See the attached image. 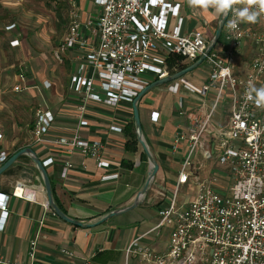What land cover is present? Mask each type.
<instances>
[{
	"label": "built area",
	"instance_id": "1",
	"mask_svg": "<svg viewBox=\"0 0 264 264\" xmlns=\"http://www.w3.org/2000/svg\"><path fill=\"white\" fill-rule=\"evenodd\" d=\"M89 1L94 12L81 20L76 0H69L73 7L62 45L64 50L75 51L77 62L69 82L78 97L76 132L72 137L49 140L54 113L39 107L33 135L35 143H56L68 153L80 150L95 157L100 166H109L101 159L103 143L81 134L89 126L91 102L111 106L132 103L151 82L179 71L169 65L171 58L181 57L185 65L192 64L204 54L211 39L202 30L181 33L182 2L178 0ZM253 10L258 8L253 6ZM171 16L177 19L173 31L168 29ZM259 16L264 19V12ZM232 19L230 11L222 32L228 44L225 54L214 47L202 63L209 67L203 83L196 84L183 75L165 84L178 96L177 114L188 118L173 137V151L183 150L181 168L174 189L158 208L157 224L129 243L125 264H130L133 253L143 264H264V107L246 97L250 85L264 87V29H251L241 22L236 29H229ZM247 43L253 46L254 56L242 74L236 68L237 59ZM12 44L18 45V40ZM19 77L15 91L27 86L25 75ZM186 96L198 105L186 109ZM226 101L227 120L220 123L215 113ZM111 129L122 130L118 126ZM11 154L0 127V166ZM40 159L48 168L57 157ZM72 167L73 163L66 161L63 174ZM111 176L117 174L106 178ZM193 190V199H180L182 192ZM8 199L9 195L0 193L3 221L8 215ZM151 233L167 235L168 242L160 249L142 244ZM35 250L34 239L29 263L0 259V264H38ZM62 251L73 255L67 249ZM82 264L93 263L88 259Z\"/></svg>",
	"mask_w": 264,
	"mask_h": 264
},
{
	"label": "crops",
	"instance_id": "2",
	"mask_svg": "<svg viewBox=\"0 0 264 264\" xmlns=\"http://www.w3.org/2000/svg\"><path fill=\"white\" fill-rule=\"evenodd\" d=\"M178 1L182 2L181 33L202 30L209 39H212L216 30L214 22L220 17L214 9L193 8L188 5L187 0ZM68 3L71 12L73 5L69 0ZM76 6L80 10L81 20H86L93 13L89 0H76ZM169 22L168 29L173 31L177 26L176 17L171 16ZM241 23L251 29H264V19L260 16L256 23ZM223 37L221 35L215 47L225 54L228 44L221 41ZM15 40H18L17 46L22 45L19 38L11 39L10 44L13 45L12 42ZM72 54L74 59L72 67L74 66L75 70V53ZM253 56L254 48L247 43L238 55L236 68L239 73H245L246 66ZM185 64L181 57L169 60V65L177 66L178 70L190 65ZM204 67L202 76L190 74L191 72L185 76L192 82L201 84L209 74V67L205 64ZM39 74L32 80H27L26 84L33 87L28 90L32 94L37 95L38 91L39 96L49 95L48 103L45 100V104L40 106L51 109L55 117L47 138L53 140L57 137L74 136L77 129V95L70 87L68 92L64 93L50 74L47 75V81L51 82V87L45 89L42 84L39 87V78L41 80L46 76L42 74L38 76ZM16 80L19 83L18 77ZM154 90L152 92L150 90L148 98L145 100L143 97L139 103L144 136L160 165L145 201L135 209L111 217L95 227L75 226L61 219L49 207L37 167L28 155H23L0 175V193L9 195L8 215L5 221L0 209V224L4 222L3 228L0 229V259L29 263L32 259L30 243L35 239L34 258L38 264H82L88 259L93 264L126 263V249L129 243L157 224L158 208L164 196L174 189L181 168L183 150L178 148L173 151V137L179 126L185 127L188 118L180 117L178 114L176 120L168 117L164 107L165 98L171 96L176 102L178 96L169 92L165 84ZM186 100L198 105V102L189 96L185 97ZM227 104L223 103L222 115L215 119L216 121L226 122L229 107ZM37 108L39 107H35V111ZM175 110L177 112V109ZM88 117L89 126L82 129L81 134L85 138L103 143L101 159L109 163V166H100L95 157L84 155L80 150L68 153L63 146L56 143L46 145L35 143L33 135L35 116L30 143H24L19 137L12 142L9 141L6 128L0 123L12 154L17 148L31 146L41 158L48 155L57 157L56 162L47 168L55 200L68 215L86 221L97 219L110 210L131 204L143 187L150 168L148 158L137 139L132 103L123 101L118 106H111L93 101L89 107ZM111 126H118L122 130H112ZM21 130L22 127L15 123L13 132L19 133ZM66 161L73 163V167L64 175ZM116 174L117 176L106 178L108 175ZM151 209L155 212L153 216L149 215ZM147 217H150L151 222H146ZM167 237L151 233L143 238L142 244L160 249L168 242ZM63 249H67L73 255L69 257L62 251ZM130 264L143 263L137 254L133 253Z\"/></svg>",
	"mask_w": 264,
	"mask_h": 264
},
{
	"label": "rangeland",
	"instance_id": "3",
	"mask_svg": "<svg viewBox=\"0 0 264 264\" xmlns=\"http://www.w3.org/2000/svg\"><path fill=\"white\" fill-rule=\"evenodd\" d=\"M69 13L68 0H0V123L6 128L11 142L17 137L24 143L32 141L35 107H40L45 104V100L47 103L49 100V95L44 97L39 96L38 91L37 95L28 91L33 89L30 85L21 91H15L14 86L18 84L16 79H20V73H24L26 81L35 78L38 73L46 75L38 80L39 87L42 84L45 89L51 87V82L49 87L45 86L47 75L50 74L59 89L64 93L68 92L69 77L74 72L72 53L75 51L64 50L62 45L69 24ZM217 25L218 21H215V29ZM14 38H19L22 45H11L10 40ZM221 41L225 39L221 38ZM204 70V64H201L190 74L202 76ZM54 80L51 79L55 82ZM151 92L144 95L145 100ZM190 105L197 106L186 100V109ZM222 106L223 103L216 111L215 119L222 115ZM164 107L168 117L176 120V102L171 96L165 98ZM15 123L22 127L21 132H13ZM184 197L193 199L195 191L182 192L180 199ZM149 215H155L153 209L149 211ZM147 221L151 222L150 217L146 218Z\"/></svg>",
	"mask_w": 264,
	"mask_h": 264
},
{
	"label": "water",
	"instance_id": "4",
	"mask_svg": "<svg viewBox=\"0 0 264 264\" xmlns=\"http://www.w3.org/2000/svg\"><path fill=\"white\" fill-rule=\"evenodd\" d=\"M229 14V13H228ZM228 14L226 16H221L219 17L218 20V25L215 30L213 38L210 40V43L207 46V49L205 50L204 54H202L194 63L184 67L183 69L173 73L172 75L165 77L163 79H157L153 82H151L149 85H147L144 89H142L135 97L132 102V107H133V119H134V125H135V130H136V135L139 143L141 144L147 158L149 161V171L147 178L145 180V183L143 187L140 189V191L137 193L135 196L133 202L125 207L119 208V209H113L110 210L97 219L93 220H80L77 218H74L70 215H68L63 209L57 204L55 197H54V192H53V187H52V181L51 177L49 175L48 169L43 165L40 157L38 156L37 152L31 147V146H26L22 147L21 149L17 150L14 152L8 159L7 161L0 166V175L6 171L9 167H11L21 156L23 155H28L35 166L37 167L39 174L42 178L44 188L46 191V196H47V202L49 207L54 211L56 215H58L61 219H63L66 222H69L75 226L82 227V228H92L97 225L102 224L103 222L107 221L111 217L117 216L119 214H123L126 212H129L139 205H141L149 192V189L154 182L155 176L157 175L160 165L153 154L145 136H144V131L141 123V118H140V110H139V103L144 97L146 93H148L150 90L157 88L161 85L166 84L167 82H170L172 80H175L179 78L180 76L186 75L187 73L191 72L194 70L196 67L200 66L206 55L210 53V51L216 46L218 43L222 32L224 28L225 21L228 17Z\"/></svg>",
	"mask_w": 264,
	"mask_h": 264
},
{
	"label": "clouds",
	"instance_id": "5",
	"mask_svg": "<svg viewBox=\"0 0 264 264\" xmlns=\"http://www.w3.org/2000/svg\"><path fill=\"white\" fill-rule=\"evenodd\" d=\"M187 2L193 8L203 10L212 8L220 17L226 16L230 11L233 12L234 19L227 25L229 29H236L240 22L256 23L258 16L264 12V0H187ZM234 5H243V7L236 8ZM253 6L258 10H253ZM246 97L254 101L257 107H264V87L256 88L250 85Z\"/></svg>",
	"mask_w": 264,
	"mask_h": 264
},
{
	"label": "trees",
	"instance_id": "6",
	"mask_svg": "<svg viewBox=\"0 0 264 264\" xmlns=\"http://www.w3.org/2000/svg\"><path fill=\"white\" fill-rule=\"evenodd\" d=\"M18 149H20V148H17L16 150H18Z\"/></svg>",
	"mask_w": 264,
	"mask_h": 264
}]
</instances>
